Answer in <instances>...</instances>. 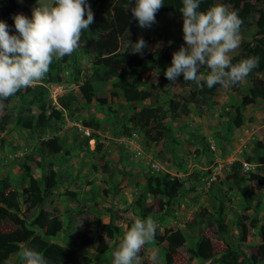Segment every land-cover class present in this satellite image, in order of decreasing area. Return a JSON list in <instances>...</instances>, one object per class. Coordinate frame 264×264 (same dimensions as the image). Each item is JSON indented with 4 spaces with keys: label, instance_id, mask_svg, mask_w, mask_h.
I'll return each mask as SVG.
<instances>
[{
    "label": "rangeland",
    "instance_id": "1",
    "mask_svg": "<svg viewBox=\"0 0 264 264\" xmlns=\"http://www.w3.org/2000/svg\"><path fill=\"white\" fill-rule=\"evenodd\" d=\"M48 2L39 0L40 4ZM3 3L4 0H0V4ZM15 4L18 10L24 6L21 0H15ZM215 4H224L231 10L232 0H214ZM37 5L38 0L26 8L31 12ZM251 7L264 13V1L245 0L240 4L242 12L247 14V25L240 29L241 43H247L246 48H251L256 38L253 23L257 14ZM0 21H3L1 9ZM156 21L150 29H134L132 40L135 43L141 36L148 37L149 49L153 52L152 60L142 66L144 84L141 89L150 94L147 100L141 103L125 101L115 79L91 83L93 96L105 99V104L94 101L86 104L81 99L77 87L94 69V56L89 46L93 39L90 37L83 38V45L67 55L65 62L54 58L52 64L58 65L57 72L50 70L32 85H46L44 97L57 110L60 108L53 103L49 91L50 86H59L60 93L74 95L79 109L70 114L62 110L60 118L51 120L44 134L23 130L13 124L12 119L0 133V183L6 181L5 192H19L21 187L27 186L29 175L37 180L42 191L48 170L55 174V187L45 191L42 205L27 211L21 204L18 211L7 212L0 220V232L25 226L43 236L31 226L32 220L40 213L56 216L62 223V231L45 238L47 243L73 251L74 264H112V252L134 218L151 217L156 222L155 239L141 249L145 264H153L154 256L156 264H164L165 238L173 231L182 233L184 244L172 255L171 264H222L220 259L228 252L236 254L240 264H264V237L260 234L264 227V189H253L256 198H250L248 193L253 182H247L251 173L264 178V163L258 161L264 158V100L247 108L240 105L249 81L261 79L264 65L240 82L237 92L219 87L205 98L203 104H187V115L175 117L183 105L182 98L193 93L195 99H199L196 91L200 83L185 82L181 76L172 85L165 78L164 72L171 66L172 53L184 45L183 21L182 16L168 13H160ZM162 50H166L167 57H161ZM239 51L240 47L229 54L230 58ZM133 55L131 52L128 62ZM205 73L202 68L201 74ZM56 76L59 77L58 84L47 82ZM169 101L178 108L171 110V107L170 112ZM20 106L15 96L7 104L0 102V119ZM236 107L243 108V126L252 130L246 137L241 129L236 131L232 125ZM145 108L161 109L165 113L162 123L167 133L157 142L146 139L143 130L128 121L132 114ZM157 120L154 119L150 127H155ZM87 121L98 126L96 130L93 127L89 130V138L93 139L91 143L85 141L77 128ZM132 132L139 136V145L135 149L140 151L139 155L132 154L134 147L128 150L122 142ZM52 137L59 140L60 152L54 156L35 154V147ZM242 137L245 142L238 151V141ZM257 142L259 148H256ZM209 145L213 146L212 150ZM233 161L241 163L240 174L244 177L238 185L228 178ZM21 166L27 168L21 169ZM160 177L182 182V192L174 200L144 191L147 182ZM151 185L153 187L152 182ZM103 225L107 226L109 235L101 229ZM238 225L246 228L244 240L240 239ZM75 232L99 236L103 242L100 243L102 250L97 251L95 242L80 246ZM203 238L211 246V258L207 260L189 254ZM20 248L0 264H17Z\"/></svg>",
    "mask_w": 264,
    "mask_h": 264
},
{
    "label": "trees",
    "instance_id": "2",
    "mask_svg": "<svg viewBox=\"0 0 264 264\" xmlns=\"http://www.w3.org/2000/svg\"><path fill=\"white\" fill-rule=\"evenodd\" d=\"M23 7L18 10L15 0H4L3 4H0V9L3 16V21L6 22L12 29L14 34V22L12 16L14 14H23L31 19L32 13L27 10V6L33 5L37 0H21ZM214 0H202L200 4V10L206 11L209 7L213 6ZM245 0H232L231 10H235L239 13L240 19L243 21L241 27L247 25V14L243 13L240 4ZM255 2H262L264 0H254ZM91 9L94 13V23L90 26L89 30L82 32L83 36H88L93 39L90 46V53L94 56V69L91 71L90 76L80 83L77 90L80 94L81 99L86 103L92 101L103 105L105 99L95 98L93 96V90L91 83L98 81H108L115 78L116 84L121 89L122 97L127 102H141L149 97V93L141 89L144 84L143 79V64L147 61L152 60L153 52L149 49L150 41L148 37H144V40L148 44L143 52V55L134 54L132 60L128 62L129 55L131 53L130 41L134 39V29L138 27L135 20L132 19L130 11H127L128 0H88ZM134 6V4H133ZM182 7L181 0H164L163 7L159 10L156 17L160 13H168L175 16H182L180 8ZM252 12L257 14V17L253 23L256 31V38L252 41L253 46L246 48L247 43L240 44L239 53L231 57L233 63L239 62L241 59L248 57L259 58L258 67L253 69L252 72H256L260 65H264V13L259 10H254L251 7ZM86 18V17H85ZM80 38V40H81ZM80 43V42H79ZM161 57H167L166 50L161 51ZM67 56L60 58L59 62H65ZM50 70L57 72L58 65L51 64ZM208 69L205 68V74L208 73ZM55 72V73H56ZM54 73V74H55ZM51 83H58L59 77H50ZM239 83L227 88L231 92L238 91ZM221 87L216 85L212 88H208L206 83L200 82V87L196 91V96L199 99L191 95L189 97L182 98L181 107H179L180 113H175V117L187 115L186 105L189 103L195 105L203 104L206 97L211 96L217 88ZM24 90L25 92H23ZM20 107L15 112L8 113V116L4 115L0 119V133L5 130V127L9 124L10 120H13V124L17 127L29 131L31 133L37 132L44 134L46 128L49 127L51 120L60 118L61 111L76 112L79 106L75 104V97L71 94H64L57 97L56 104L60 108L57 110L55 107L50 106L45 99V88L42 86H31L26 89L19 90L15 95ZM13 97V96H12ZM12 97L7 100H0V102L7 104ZM28 97V100L25 98ZM256 99L264 100V71L262 72L261 79L250 80L246 87V94L240 98V105L247 106L252 104ZM168 110L177 109V104L172 105V101L168 102ZM49 110V111H48ZM161 109L145 108L140 113L132 114L128 121L131 125L143 130V135L146 139L151 142H157L163 139L167 133V128L162 123V119L165 118V113H159ZM170 111V110H169ZM171 112V111H170ZM160 114V117L157 115ZM157 115V116H156ZM241 114L238 107L234 108V119L232 125L239 127L241 125ZM156 120L155 127H150V123ZM149 122V123H148ZM82 126L91 129L92 127L96 130L97 124L91 121L83 122ZM264 139V137H263ZM88 138L85 139V141ZM96 149H99V145H95ZM256 148H259V142L256 143ZM61 150V145L56 137H52L41 141L34 152L38 156L47 155L54 156ZM260 163H264V158L258 159ZM241 163L239 161H233L230 165V173L228 175L229 180L233 184H237L243 181L240 174ZM21 169L27 167L21 166ZM25 174L27 172H24ZM29 181L27 186L21 187L20 191L9 190L5 192L6 181L3 180L0 183V220L4 219L6 213L9 211H18L20 205L24 206L25 210L35 209L40 207L44 201V193L47 190H51L55 187L54 172L48 170V175L44 178L43 190H40V186L31 175H29ZM248 183L253 182V187L249 188L248 196L250 198H256L252 193L253 189L260 191L264 189V178L254 176L252 173L248 175ZM153 183V187L151 182ZM145 184L144 191L152 196H161L167 200H174L182 192V182L172 178L167 180L166 178H153ZM239 192L242 190L237 187ZM21 202H20V201ZM140 203V202H139ZM255 205L257 202H254ZM140 205V204H139ZM238 224V223H237ZM31 226L39 230L43 236L35 234L32 229H28L23 226L21 229H15L9 232H0V263L5 262L8 257L17 252L22 246H29L35 248L41 252L48 261V264H74L75 257L73 251L61 248L55 244L47 243L45 238L56 236L62 231V223L56 216H50L47 214L40 213V215L32 220ZM239 226V225H238ZM108 235L107 226H101ZM241 240L246 237V228L244 225H240ZM261 237H264V227L260 229ZM74 236L79 242L80 246H87L93 242L97 245V251H101L100 237H93L87 235L86 232H75ZM44 237V238H43ZM95 239H97L95 241ZM100 241V242H99ZM166 248L163 256L164 264H171L172 255L176 249L184 244V238L182 233L179 231H173L166 238ZM190 256L201 260H207L211 258V246L209 241L205 238L201 239L194 250L189 251ZM222 264H240L238 256L234 253L228 252L221 257ZM21 264V260L17 262ZM143 264H145L143 262Z\"/></svg>",
    "mask_w": 264,
    "mask_h": 264
},
{
    "label": "clouds",
    "instance_id": "3",
    "mask_svg": "<svg viewBox=\"0 0 264 264\" xmlns=\"http://www.w3.org/2000/svg\"><path fill=\"white\" fill-rule=\"evenodd\" d=\"M184 45L172 53L171 66L164 72L170 84L183 76L185 82L203 81L208 88L227 89L242 82L258 67L259 58L248 57L233 63L230 53L240 47L243 21L239 13L224 4L200 10L202 0H181ZM134 4V6H133ZM164 0H128L127 11L141 29L157 23L156 15ZM31 19L14 14V34L0 21V100H7L19 90L42 80L54 58L71 55L79 46L82 32L94 23L88 0H49L32 10ZM86 17V18H85ZM133 54L143 55L148 48L141 36L129 42ZM207 68L206 75L201 69ZM156 222L148 217L134 218L112 252V264H143L141 249L155 239ZM21 264H48L45 256L33 247L22 245ZM156 264V257L153 258Z\"/></svg>",
    "mask_w": 264,
    "mask_h": 264
},
{
    "label": "crops",
    "instance_id": "4",
    "mask_svg": "<svg viewBox=\"0 0 264 264\" xmlns=\"http://www.w3.org/2000/svg\"><path fill=\"white\" fill-rule=\"evenodd\" d=\"M85 37H88V36H83L82 38H81V40H80V43H79V46L80 45H83V43H82V39L83 38H85ZM91 38V37H90ZM91 43V42H90ZM78 46V47H79ZM88 46V45H87ZM89 46H91V44L89 45ZM77 47V48H78ZM113 79H115V78H113ZM113 79H110V80H113ZM116 80V79H115ZM34 84H36V83H34ZM54 84H58V83H54ZM41 86L42 87H44V88H46V85H44V84H41ZM60 90H61V88L59 87V86H57V85H53V86H50V91H49V93L50 92H54V101H53V98H52V96H51V98H52V101H53V103L54 104H56V99H57V97H59V96H62V95H64L63 93H60ZM120 90V92H121V89H119ZM245 92V91H244ZM72 95V94H71ZM122 95V94H121ZM74 96V95H73ZM148 99V98H147ZM147 99H145V100H147ZM145 100H143V101H145ZM258 100H260V99H256L252 104H250V105H253L254 103H256ZM143 101H141V102H143ZM141 102H136V103H141ZM57 105V104H56ZM250 105H247V106H242V107H248V106H250ZM239 108V107H238ZM246 108H244V110L246 109ZM240 109V108H239ZM243 109V108H242ZM242 109H240V114H241V111H243ZM243 123H244V121H243V118L241 117V125L239 126V127H235L236 128V131L238 130H240L241 129V132H242V135H243V137H246V136H248L250 133H252V130L248 127V126H243ZM234 127V126H233ZM132 133H134V132H132ZM136 134V133H135ZM264 134V133H263ZM131 136V135H130ZM129 136V138L128 139H130L131 137ZM136 136H137V142L135 143V142H130L127 138H123V144H124V147L126 148V149H131V145L133 144H135L137 147H138V145H139V141H138V138H139V136L136 134ZM243 137L241 138V139H239V141H238V151H240L241 150V146L244 144L243 142H245V140L244 141H242V139H243ZM263 137H264V135H263ZM130 147V148H129ZM213 147V146H212ZM140 152V151H139ZM231 165V164H230Z\"/></svg>",
    "mask_w": 264,
    "mask_h": 264
},
{
    "label": "built area",
    "instance_id": "5",
    "mask_svg": "<svg viewBox=\"0 0 264 264\" xmlns=\"http://www.w3.org/2000/svg\"><path fill=\"white\" fill-rule=\"evenodd\" d=\"M54 95H55L54 92H52L53 101H54ZM77 128L80 131V134L82 136H84L85 138H88V141H90V143L93 142V139L92 138H89V135H90L89 129H87L85 127H82V126H79V125L77 126ZM130 137H131L130 139L127 138L130 142H135V143L137 142V136H136L135 133H131V136ZM131 147H134L132 154L139 155V153H140L139 150L138 149L135 150L138 147L135 144L134 145L132 144ZM209 148L211 150L213 149V147L211 145H209ZM152 166H154V165H152Z\"/></svg>",
    "mask_w": 264,
    "mask_h": 264
}]
</instances>
